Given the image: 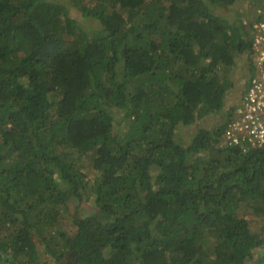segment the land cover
Wrapping results in <instances>:
<instances>
[{"label":"trees","instance_id":"obj_1","mask_svg":"<svg viewBox=\"0 0 264 264\" xmlns=\"http://www.w3.org/2000/svg\"><path fill=\"white\" fill-rule=\"evenodd\" d=\"M235 1L0 0V262L40 239L80 264H264V218L241 215L264 200V143L223 141L239 102L178 134L224 107L238 56L253 68ZM75 199L95 212L61 232Z\"/></svg>","mask_w":264,"mask_h":264},{"label":"rangeland","instance_id":"obj_2","mask_svg":"<svg viewBox=\"0 0 264 264\" xmlns=\"http://www.w3.org/2000/svg\"><path fill=\"white\" fill-rule=\"evenodd\" d=\"M257 9L264 10V0H236L229 8L228 12L232 13V15L241 21H243L244 26H247L250 24L252 19L256 18ZM71 13H74V15L79 18L80 23H82L84 28H87L88 31H92L98 28V23L93 22L89 20L88 18H82L79 10L77 8H71ZM233 20V18H232ZM247 54H241L236 59V63L234 66H232L231 71L227 73L226 77L232 81L231 86H229L226 90L225 96H224V107L215 114H209L207 116L202 117L201 119L195 121L194 123H191L187 126H180L179 128V135L183 137L185 140L188 141L189 137L192 136L198 128L200 127H206V128H215L218 126L222 121H224L228 114L230 115L233 107L240 101L241 95L245 89L246 81L248 78L247 74V68H248V62H247ZM247 62V63H246ZM219 115L220 117H217ZM123 126H116V130L122 131ZM72 198V197H71ZM76 201V199L74 200ZM93 200H86L81 201V204H83L82 208L79 206L77 207L78 213H81L80 210H83L82 213H88V211L94 209ZM74 205V204H73ZM259 205L251 208L248 206H243L241 208V215L247 216L249 219H258V218H264V200H262V203ZM61 211L60 216L58 218L60 219V228L61 232L62 229L64 231H71L74 226L72 225V219L71 215L69 214V208L66 207L64 210L62 206L58 207ZM75 211V210H74ZM252 220V221H254ZM253 227H256L253 225ZM60 230V229H59ZM54 230H52V233ZM5 235V233H1V236Z\"/></svg>","mask_w":264,"mask_h":264},{"label":"built area","instance_id":"obj_3","mask_svg":"<svg viewBox=\"0 0 264 264\" xmlns=\"http://www.w3.org/2000/svg\"><path fill=\"white\" fill-rule=\"evenodd\" d=\"M252 20L249 55L253 68L223 133L224 143L243 148L264 143V10L257 9L256 18Z\"/></svg>","mask_w":264,"mask_h":264},{"label":"flooded vegetation","instance_id":"obj_4","mask_svg":"<svg viewBox=\"0 0 264 264\" xmlns=\"http://www.w3.org/2000/svg\"><path fill=\"white\" fill-rule=\"evenodd\" d=\"M82 205L83 204H81V202H79L78 200H76V201L71 200V201L67 202V207H70L68 211H69V214L71 215V219H73V216L84 217L86 215H90V214H93L95 212V208H94V209L88 211V213H82L83 210H80L81 213H78L77 207L78 206L80 207ZM80 208H82V207H80ZM72 225H73V220H72ZM74 229H75V226L71 231H69V233L73 232ZM41 237L39 236V238H41ZM35 243H36L35 244L36 258L33 260H29L27 257L23 258L24 256H21L23 258L22 259L23 262L21 264H80L78 262V258H76V254H73L70 252H64V254H62L60 257H55L54 255L48 253V251L46 250V245L42 240L37 239V241ZM7 247L8 246H5V248H4L5 250L2 251L1 255L4 256L6 259L10 258L9 262L11 264H18L17 260L13 259L11 256L8 255L10 250ZM6 250H7L8 254H5ZM6 259H5V262H8ZM0 264H5V263L0 262Z\"/></svg>","mask_w":264,"mask_h":264}]
</instances>
